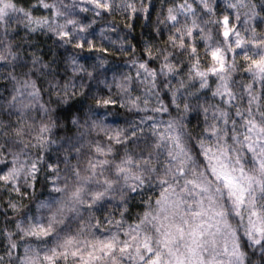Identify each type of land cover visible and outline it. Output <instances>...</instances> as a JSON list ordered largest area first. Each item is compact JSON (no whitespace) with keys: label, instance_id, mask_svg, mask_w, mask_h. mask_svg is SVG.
Returning <instances> with one entry per match:
<instances>
[{"label":"clouds","instance_id":"1","mask_svg":"<svg viewBox=\"0 0 264 264\" xmlns=\"http://www.w3.org/2000/svg\"><path fill=\"white\" fill-rule=\"evenodd\" d=\"M157 253L264 264V0H0V264Z\"/></svg>","mask_w":264,"mask_h":264},{"label":"snow or ice","instance_id":"2","mask_svg":"<svg viewBox=\"0 0 264 264\" xmlns=\"http://www.w3.org/2000/svg\"><path fill=\"white\" fill-rule=\"evenodd\" d=\"M225 35H227V32L225 33ZM259 63H260L259 61H256V60L253 61V64H259ZM177 230L180 231L181 235L183 234V230H182V229L177 228ZM42 232H43V228H41V229L37 232V234L39 235V234L42 233ZM192 235H193V237H195L196 235H198V233L196 232L195 229L193 230ZM165 239H167V236L165 237ZM102 247H103V248H112V247H114V245H112V244L109 242V243H105ZM126 247H127V246L125 245L121 250H122V251L125 250ZM144 247H145L149 252H151V248H150L149 245L145 244ZM190 251H191V249H190ZM74 254H75V253H74ZM89 255H91V253H90ZM147 264H161V257H160V254L157 253L156 255H152V256H150L149 259H148ZM176 264H183V260H182V259H177Z\"/></svg>","mask_w":264,"mask_h":264}]
</instances>
